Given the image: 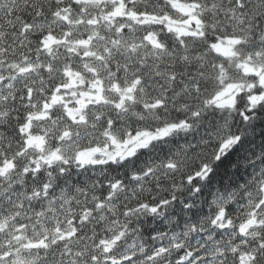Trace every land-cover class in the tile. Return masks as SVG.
<instances>
[{"label":"snow or ice","instance_id":"obj_1","mask_svg":"<svg viewBox=\"0 0 264 264\" xmlns=\"http://www.w3.org/2000/svg\"><path fill=\"white\" fill-rule=\"evenodd\" d=\"M261 125L264 0H0V264H264Z\"/></svg>","mask_w":264,"mask_h":264},{"label":"trees","instance_id":"obj_2","mask_svg":"<svg viewBox=\"0 0 264 264\" xmlns=\"http://www.w3.org/2000/svg\"><path fill=\"white\" fill-rule=\"evenodd\" d=\"M261 152H264V125L255 127L254 131H250L248 138L216 163L214 179L225 185L237 179L243 182L248 179V173L255 170L249 166V161L256 160Z\"/></svg>","mask_w":264,"mask_h":264}]
</instances>
